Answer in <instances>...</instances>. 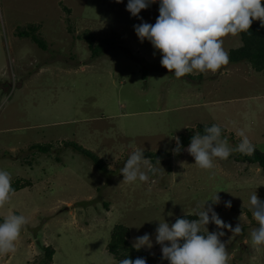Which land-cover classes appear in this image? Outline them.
<instances>
[{"label": "rangeland", "instance_id": "1", "mask_svg": "<svg viewBox=\"0 0 264 264\" xmlns=\"http://www.w3.org/2000/svg\"><path fill=\"white\" fill-rule=\"evenodd\" d=\"M127 3L0 0V170L11 174V182H33L0 207V222L8 214L28 219L16 251L0 254V264H44L47 245L55 248L49 264H119L107 249L116 224L129 227L131 244L152 234L153 247L145 249L158 257L154 264H169L155 242L159 222L171 226L181 214H196L217 192L221 202L213 207L220 218L243 226L232 237L227 228L207 225L224 231L228 264H264V245H252L258 224L248 210L253 192L264 200V171L236 161L235 152L201 169L187 151H171L174 137L200 124L225 127L221 138L229 147L243 130L264 151V71L229 62L216 73L177 79L151 42L138 38L133 26L142 21ZM159 3L141 10L144 21L155 24ZM31 24L45 47L18 35ZM88 30L96 41L115 44L92 58ZM223 39L228 52L242 44L240 34ZM67 141L92 150L112 170L101 173ZM33 144L51 149L41 152ZM135 148L168 154L159 159L161 173L125 183L119 170Z\"/></svg>", "mask_w": 264, "mask_h": 264}, {"label": "clouds", "instance_id": "2", "mask_svg": "<svg viewBox=\"0 0 264 264\" xmlns=\"http://www.w3.org/2000/svg\"><path fill=\"white\" fill-rule=\"evenodd\" d=\"M116 2L122 3L123 0ZM154 3L156 0H128L126 9L142 21L133 26L140 41L147 39L151 42L161 53V65L169 72L174 70L177 79L187 74L216 73L230 60L229 52L223 47L224 37L249 32L254 19L264 27V0H160L159 15L152 24L144 21L139 14ZM221 133L220 125H205L203 134L197 131L191 137L186 151L194 157L199 168L212 169L215 167L214 158L226 160L234 152L246 156L254 154L255 146L243 130L236 133L239 143L235 147H229L228 139L221 138ZM174 139L176 147L171 151L177 155L184 149L180 138L176 136ZM181 164L183 166V162ZM157 165H160L159 159L152 164L145 157L144 149L135 148L119 170L123 174L122 182L132 183L137 178L147 182L149 174L161 173L162 169ZM112 167L109 164V170ZM14 191L11 174L0 170V207L10 200ZM209 200L211 203H208ZM220 202L217 192L196 213L198 219L177 217L171 226L159 220L155 242L161 246V260H167L169 264H228L229 253L225 242L220 239L225 235L224 231H209L207 225L214 223L218 229L227 228L232 237L240 235L243 226L237 223L233 228L231 223L220 218L213 207ZM249 204L248 210L258 224L250 233L252 245L261 246L264 245V200L253 192ZM225 206L231 208V200L226 201ZM243 216L242 213L240 221H243ZM27 224L28 219L23 214L3 217V222H0V254L16 251V242ZM132 247L137 251L142 248L150 250L153 247L152 234L134 237ZM119 264H147V259L126 256L119 260Z\"/></svg>", "mask_w": 264, "mask_h": 264}, {"label": "trees", "instance_id": "3", "mask_svg": "<svg viewBox=\"0 0 264 264\" xmlns=\"http://www.w3.org/2000/svg\"><path fill=\"white\" fill-rule=\"evenodd\" d=\"M38 30L36 24H31L28 28L19 29L18 35L20 37H29L35 43H38L40 47H45V41L41 36L35 32ZM86 40L88 41L89 49L92 51L91 57L95 58L106 52L105 45L112 46L114 41L112 39H104L102 41H96V36L93 32L87 31L84 33ZM242 44L238 47L231 48L229 50V56L231 63H241L248 62L256 71H264V27L260 26V21H253L251 29L249 32L240 33ZM188 76L191 74H187ZM201 76V74H200ZM213 124H207V126H212ZM221 126V125H220ZM205 125L200 124L194 130L191 129L180 135V143L183 146V151H186L187 147L190 144L191 137L195 135L197 131L203 134ZM222 133L221 136H224L226 128L221 126ZM68 146H72L76 151L83 153L87 156L95 165L96 169L101 173L110 172L108 165L105 160L100 158L95 152L89 150L88 148L83 147L75 141H67ZM255 146V145H254ZM31 149L38 148L39 151L49 152L51 149V144L48 145H39L33 144L30 146ZM44 153V152H43ZM165 150L158 151H146L144 152L145 157H148L156 164L157 159L167 156ZM236 161L243 162L247 167L250 165H255L264 171V151L259 147L255 146V152L251 156L242 155L238 152H235ZM14 192H17L23 189L26 186H32L33 182L30 179L19 177L15 181L11 182ZM189 215L181 214L177 217L187 218V219H198L196 214L187 213ZM175 218V220L177 219ZM2 219V218H0ZM174 220V222H175ZM130 229L125 224H116L113 228L111 239L107 245V249L110 254H112L117 260L123 259L126 256L136 259L137 257H144L147 259V264H154L157 260V256L146 250L145 248L137 251L132 247L130 242ZM45 258L43 260L44 264H49L53 260L55 254V248L52 245H47L45 248Z\"/></svg>", "mask_w": 264, "mask_h": 264}]
</instances>
